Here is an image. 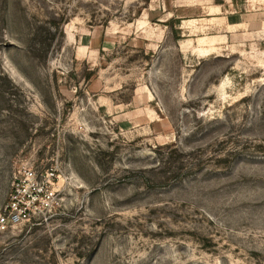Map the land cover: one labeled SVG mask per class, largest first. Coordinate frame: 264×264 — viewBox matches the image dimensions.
<instances>
[{
    "label": "rangeland",
    "instance_id": "374dc122",
    "mask_svg": "<svg viewBox=\"0 0 264 264\" xmlns=\"http://www.w3.org/2000/svg\"><path fill=\"white\" fill-rule=\"evenodd\" d=\"M25 168L0 264H264V0H0V214Z\"/></svg>",
    "mask_w": 264,
    "mask_h": 264
},
{
    "label": "built area",
    "instance_id": "2783aa9c",
    "mask_svg": "<svg viewBox=\"0 0 264 264\" xmlns=\"http://www.w3.org/2000/svg\"><path fill=\"white\" fill-rule=\"evenodd\" d=\"M35 179L36 173L31 168H25L24 171H19V175H15V191L11 195V200L5 208V212L0 214V224L2 226H14L24 218L33 216L34 208L43 198L45 188L43 186L31 192L23 186L34 184Z\"/></svg>",
    "mask_w": 264,
    "mask_h": 264
},
{
    "label": "trees",
    "instance_id": "16d2710c",
    "mask_svg": "<svg viewBox=\"0 0 264 264\" xmlns=\"http://www.w3.org/2000/svg\"><path fill=\"white\" fill-rule=\"evenodd\" d=\"M63 36H64V34H62ZM35 56H38V57H41V58H45L46 56H47V53H46V51H45V54H42V53H35L34 54Z\"/></svg>",
    "mask_w": 264,
    "mask_h": 264
}]
</instances>
